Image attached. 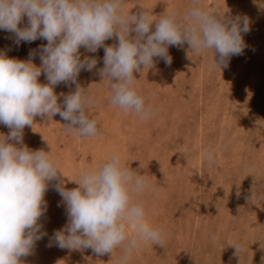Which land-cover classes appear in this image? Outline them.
Masks as SVG:
<instances>
[{"label": "rangeland", "instance_id": "obj_1", "mask_svg": "<svg viewBox=\"0 0 264 264\" xmlns=\"http://www.w3.org/2000/svg\"><path fill=\"white\" fill-rule=\"evenodd\" d=\"M227 18L246 15L250 31L242 55L230 57L227 67L214 68L211 52L197 56L187 42L168 46L171 64L154 57L150 69L134 72L137 92L155 110L149 120L111 104L109 82L103 80V48L95 53L80 48L81 57L97 60L91 71L81 70L77 83L94 97L87 114L97 121L99 134L80 137L65 131L68 122L58 114L34 117L23 129V143L31 150L50 151L58 163L64 186L78 185L83 168L98 167L113 153L151 185L143 200L148 222L163 229V247L146 243L128 264H264V0H201ZM191 0H124L130 15L145 11L158 18L175 11L182 19ZM144 8V9H143ZM27 17L18 25L24 27ZM131 35H134L131 34ZM47 41L15 42L0 30V51L10 58L32 59L40 65L39 50ZM116 36L105 41L115 46ZM214 59L218 57L214 54ZM238 65V66H237ZM239 67V68H238ZM46 83L45 75L39 77ZM76 85L54 86L58 103ZM10 129L0 124V133ZM210 150L213 159L202 154ZM59 180L47 182V210L39 219L41 232L30 255L20 264H117L121 249L96 254L91 248L56 245L55 230L67 223L66 207L55 190ZM59 205V206H58ZM51 244V246H49ZM243 249L241 260L233 245Z\"/></svg>", "mask_w": 264, "mask_h": 264}, {"label": "clouds", "instance_id": "obj_2", "mask_svg": "<svg viewBox=\"0 0 264 264\" xmlns=\"http://www.w3.org/2000/svg\"><path fill=\"white\" fill-rule=\"evenodd\" d=\"M224 13L202 6L201 0H191L182 19L175 11L156 19L146 9L130 15L124 0H0V30L14 34L17 45L38 38L47 41L39 50V66L31 51L27 60L0 51V124L10 129L7 136L0 133V264H20L19 258L30 255L35 242L46 235L38 221L47 210V182L62 175L50 151L31 150L23 143L25 126L32 127L36 116L58 114L68 122L67 132L80 137L99 134L97 121L86 111L95 99L77 83L81 70L91 71L97 60L82 58L80 48L91 53L103 48L99 72L109 82L111 104L149 120L155 110L137 92L133 73L141 66L152 68L154 57L171 64L168 46L185 42L197 56L207 58L210 51L212 67H227L230 57L242 55L247 47L242 34L250 31V20ZM24 17L27 24L18 26ZM114 35L118 43L106 45ZM42 72L46 83L39 82ZM60 83L76 85L74 91L60 94L63 106L54 92ZM202 155L213 159L210 150ZM72 181L78 187L68 189L63 180L55 186L68 218L53 233L58 247L91 248L96 254L120 248L117 264H128L142 244L163 247V229L148 222L144 202L138 199L151 185L118 153L98 167L81 169ZM233 246L241 260L242 247Z\"/></svg>", "mask_w": 264, "mask_h": 264}, {"label": "bare ground", "instance_id": "obj_3", "mask_svg": "<svg viewBox=\"0 0 264 264\" xmlns=\"http://www.w3.org/2000/svg\"><path fill=\"white\" fill-rule=\"evenodd\" d=\"M238 66V65H237ZM239 68V67H238Z\"/></svg>", "mask_w": 264, "mask_h": 264}]
</instances>
